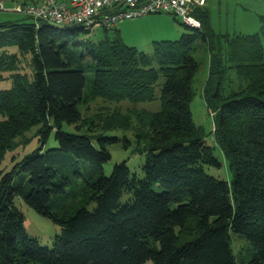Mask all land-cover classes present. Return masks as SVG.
I'll use <instances>...</instances> for the list:
<instances>
[{
    "label": "trees",
    "instance_id": "1",
    "mask_svg": "<svg viewBox=\"0 0 264 264\" xmlns=\"http://www.w3.org/2000/svg\"><path fill=\"white\" fill-rule=\"evenodd\" d=\"M195 14L200 27L155 40L149 52L118 29L110 35L104 27L95 41L93 28L27 15L0 22V46L18 47L0 53V80L12 82L0 89V264H238L232 233L249 246L246 264H264V23L261 32L232 34L214 30L207 5ZM198 40L210 53L202 94L230 180L206 171L221 161L193 120ZM27 55L30 73L21 67ZM86 68L95 73L93 92L116 101H151L164 77L160 109L145 111L143 177L126 160L104 174L120 139L81 130ZM229 70L246 83L227 95ZM65 122L78 131L63 129ZM35 125L41 146L4 171L6 153ZM53 130L58 145L44 149ZM17 198L60 225L53 247L29 235Z\"/></svg>",
    "mask_w": 264,
    "mask_h": 264
},
{
    "label": "rangeland",
    "instance_id": "2",
    "mask_svg": "<svg viewBox=\"0 0 264 264\" xmlns=\"http://www.w3.org/2000/svg\"><path fill=\"white\" fill-rule=\"evenodd\" d=\"M17 1L20 0H4L6 7L9 9L0 10V22L23 17L20 13L9 11L10 8L16 5ZM208 8L211 14L212 26L217 32H230L232 34L261 32L264 23V0H208ZM112 28L109 31L110 35H113L114 31L118 29L127 44L136 46L145 52L152 50L155 40H176L180 38L183 32L188 30L180 17L169 12H151L142 16L124 18L119 20ZM104 31L103 26H95L88 37L97 41L103 38ZM4 50L17 52L18 47L15 45L0 46V53ZM192 55L198 62V68L192 82L194 91L191 100L193 120L201 127L206 142L213 147L214 154L221 161L220 167L205 165V169L217 178L230 180L232 173L228 160L215 140L214 116L202 94V87L208 75L210 62V53L206 43L198 40ZM21 62L23 72L30 73V55L23 56ZM86 71L88 78L86 97L79 106L82 115L81 130L90 133L92 136L103 133L107 136H117L120 139L109 147L112 157L103 165L104 174L110 175L117 162L126 160L131 171L143 177L142 165L145 161L148 135L150 134L148 125L150 117L145 111L160 109V92L164 77L161 76L155 84V99L134 104L128 99L116 101L96 95L92 90L91 82L95 73L93 69L89 68H86ZM245 83V81L239 79L234 70H229L223 86L224 94L228 95L232 91L240 89V86ZM11 84V79L0 80V89L10 88ZM133 107L136 109H132ZM139 109L144 111H138ZM107 119H114L118 123L116 124L117 127L113 128L111 124L107 123ZM39 127L40 125L32 126L17 138L16 147L6 153V157L2 162L1 168L4 171L10 170L24 155L41 146L42 140L40 139L41 134L38 133ZM63 129L71 132L78 131L76 125L66 122L63 123ZM57 145L58 141L55 138V130H53L43 146L46 149ZM80 186L78 185V187ZM78 199L80 198H72L68 200V203L70 201L72 204L73 200L76 203L80 202ZM16 204L25 215V227L29 235L38 238L43 246L53 247L54 238L61 231L60 225L39 214L21 198L16 199ZM232 237L233 248L238 255V264H246L249 258L248 244L234 233H232Z\"/></svg>",
    "mask_w": 264,
    "mask_h": 264
},
{
    "label": "built area",
    "instance_id": "3",
    "mask_svg": "<svg viewBox=\"0 0 264 264\" xmlns=\"http://www.w3.org/2000/svg\"><path fill=\"white\" fill-rule=\"evenodd\" d=\"M207 0H29L17 2L9 11L46 20L60 26H95L112 28L124 18L142 16L151 12H169L184 24L200 27L196 10ZM0 0V10H8Z\"/></svg>",
    "mask_w": 264,
    "mask_h": 264
},
{
    "label": "crops",
    "instance_id": "4",
    "mask_svg": "<svg viewBox=\"0 0 264 264\" xmlns=\"http://www.w3.org/2000/svg\"><path fill=\"white\" fill-rule=\"evenodd\" d=\"M4 1V0H3ZM20 1H22V0H20ZM20 1H17V2H20ZM207 6H208V0H207V4H206ZM123 100H125V99H123ZM130 101V100H129ZM132 102V101H131ZM134 103V102H133ZM135 104V103H134Z\"/></svg>",
    "mask_w": 264,
    "mask_h": 264
}]
</instances>
